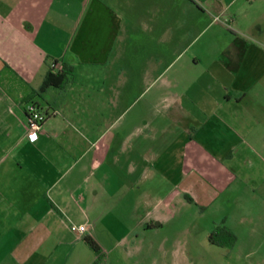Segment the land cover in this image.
Returning <instances> with one entry per match:
<instances>
[{"label": "crops", "instance_id": "1", "mask_svg": "<svg viewBox=\"0 0 264 264\" xmlns=\"http://www.w3.org/2000/svg\"><path fill=\"white\" fill-rule=\"evenodd\" d=\"M54 62L72 80L42 91ZM138 91L151 94L136 109ZM31 106L47 115L32 142ZM0 166L4 235L22 264L67 262L121 203L129 234L195 208L253 259L264 0H0ZM72 225L86 233L68 241Z\"/></svg>", "mask_w": 264, "mask_h": 264}, {"label": "rangeland", "instance_id": "2", "mask_svg": "<svg viewBox=\"0 0 264 264\" xmlns=\"http://www.w3.org/2000/svg\"><path fill=\"white\" fill-rule=\"evenodd\" d=\"M150 94L137 92L136 109ZM37 138L38 134L28 137L31 142ZM104 210V223L92 233L106 253L102 260L96 261L97 264H255V259L264 254V250L257 251L253 259L246 260L244 256L251 251L244 250L241 243L233 249L225 243H211L209 237L214 232L212 218L210 215L199 217L195 208L184 210L179 217H169L168 222L162 225L141 228L130 234L132 219L128 215V203ZM9 236L4 235V202L0 201V264H22L20 260L27 251L13 249ZM75 237L74 233L69 235L68 241ZM221 237L219 235L218 239ZM77 255L81 264H93L96 259L86 244L78 242L72 257L65 263H57L75 264L73 257ZM50 264L55 263L51 261Z\"/></svg>", "mask_w": 264, "mask_h": 264}, {"label": "trees", "instance_id": "3", "mask_svg": "<svg viewBox=\"0 0 264 264\" xmlns=\"http://www.w3.org/2000/svg\"><path fill=\"white\" fill-rule=\"evenodd\" d=\"M58 63L54 62L51 66V69L49 73L46 76V79L44 81V84L41 88L43 91L45 88H48L49 86H56L57 81H63L65 83H68L72 80V68L67 67L65 64H62V68L59 71H54V66H56ZM71 74V75H70ZM219 235H222L220 239ZM211 243L213 244H227L229 246V249L233 248V246L236 243V236L229 232L225 227H217L214 232L211 233L209 237ZM218 239V240H216ZM85 241L89 245V247L94 251V253L98 256V259H102V251L97 242L91 238L86 236Z\"/></svg>", "mask_w": 264, "mask_h": 264}, {"label": "built area", "instance_id": "4", "mask_svg": "<svg viewBox=\"0 0 264 264\" xmlns=\"http://www.w3.org/2000/svg\"><path fill=\"white\" fill-rule=\"evenodd\" d=\"M62 66L58 64L54 66V71H59ZM47 120V115L36 108L35 106H31L28 109L27 114V135L28 137H32L33 135L37 134L38 131L42 128L44 123ZM70 230L78 236H82L86 233V226L85 225H72Z\"/></svg>", "mask_w": 264, "mask_h": 264}]
</instances>
